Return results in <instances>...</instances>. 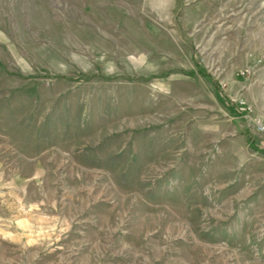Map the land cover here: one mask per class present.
Listing matches in <instances>:
<instances>
[{"label":"rangeland","instance_id":"374dc122","mask_svg":"<svg viewBox=\"0 0 264 264\" xmlns=\"http://www.w3.org/2000/svg\"><path fill=\"white\" fill-rule=\"evenodd\" d=\"M0 264H264V0H0Z\"/></svg>","mask_w":264,"mask_h":264},{"label":"built area","instance_id":"2783aa9c","mask_svg":"<svg viewBox=\"0 0 264 264\" xmlns=\"http://www.w3.org/2000/svg\"><path fill=\"white\" fill-rule=\"evenodd\" d=\"M261 126V125H260Z\"/></svg>","mask_w":264,"mask_h":264}]
</instances>
